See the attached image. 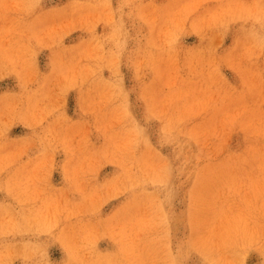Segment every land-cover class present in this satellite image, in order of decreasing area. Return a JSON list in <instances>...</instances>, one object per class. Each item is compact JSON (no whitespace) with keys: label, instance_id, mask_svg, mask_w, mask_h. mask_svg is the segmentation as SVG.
<instances>
[{"label":"rangeland","instance_id":"1","mask_svg":"<svg viewBox=\"0 0 264 264\" xmlns=\"http://www.w3.org/2000/svg\"><path fill=\"white\" fill-rule=\"evenodd\" d=\"M0 264H264V0H0Z\"/></svg>","mask_w":264,"mask_h":264}]
</instances>
